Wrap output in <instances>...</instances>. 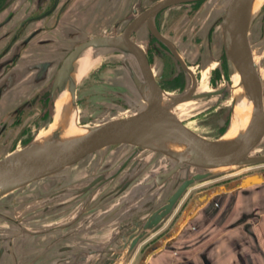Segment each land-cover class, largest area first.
I'll use <instances>...</instances> for the list:
<instances>
[{
	"label": "flooded vegetation",
	"instance_id": "af4514ba",
	"mask_svg": "<svg viewBox=\"0 0 264 264\" xmlns=\"http://www.w3.org/2000/svg\"><path fill=\"white\" fill-rule=\"evenodd\" d=\"M164 1L0 0V158L30 141L51 123L54 102L47 93L48 88L73 48L90 37L117 34L139 21L131 36L145 50L157 84L165 90L184 91L188 77L192 76L190 71L198 82L202 79L200 91L208 90L209 83L215 88L231 81L221 35L224 0H192L168 5ZM249 29L253 55L259 61V56L264 55V2ZM187 31L194 36H186ZM214 47L219 50H213ZM212 51L213 60L207 64L211 68L202 71L207 66L202 65L203 56ZM111 60L103 58L100 73L90 72L86 82L93 85L96 81L112 82L107 77L110 74L105 72L113 65ZM263 70L260 68L262 81ZM82 87V84L76 87L79 110L88 96L83 94ZM114 91H110L111 96H115ZM103 93L109 94L108 88ZM106 103L107 107L120 105L124 110L129 109L126 99L115 98ZM227 122L219 129L220 133ZM132 150L134 147L119 153L116 149L115 153L107 154L104 159L97 158L87 167L79 164L71 176L44 178L1 196L0 264H100L110 250L106 248L108 236L112 241L119 215L123 213L113 210L151 165L146 164L147 154L130 159ZM133 165L137 167L135 176L124 177ZM114 172L110 180L104 177L89 190L70 192L88 185L77 183L84 177ZM212 181L215 180L188 187L172 213L141 240L131 258L124 260L122 256L120 264H131L134 254L148 240L156 242L173 236L192 200L216 185L190 195L192 190ZM169 194L170 189L161 191L159 200H165ZM158 204L143 210L142 218ZM176 213L178 217L170 224Z\"/></svg>",
	"mask_w": 264,
	"mask_h": 264
},
{
	"label": "water",
	"instance_id": "95a60500",
	"mask_svg": "<svg viewBox=\"0 0 264 264\" xmlns=\"http://www.w3.org/2000/svg\"><path fill=\"white\" fill-rule=\"evenodd\" d=\"M187 1L192 0H165L163 4ZM255 2L257 0H224L223 3L222 43L231 77L236 73L240 76L236 86L227 82L210 91H200L198 80L190 71L192 76L188 77L184 91L170 93L162 88L157 84L145 50L131 36L139 21L120 33L93 36L73 48L47 91L54 102L51 123L56 113L55 101L63 93H67L68 97L61 110V114L64 111L65 114L54 127L50 123L44 134L36 133L30 141L0 158V197L44 178L64 174L71 176L76 165L83 164L86 158L100 155L101 151L114 146L134 147L130 159L141 153L147 154L146 164L151 163L150 167L113 210L123 213L119 215L117 232L115 230L114 234L113 231L112 241L108 236L106 248L110 247V250L100 262L120 264L122 256L124 260L131 258L141 240L172 213L188 187L240 167L264 163V151L259 150L264 142V81L259 61L253 55L249 29L264 0L257 7ZM87 52L93 53L97 60L104 55L121 57L123 69L118 79L133 94L120 92V95L128 101L131 111L125 116L85 124L81 133L68 137L64 131L65 122H73L79 110L75 101L76 87L82 81L76 75L78 61ZM238 88L241 89L239 92L236 91ZM227 92L231 93L232 99L228 107L231 118L240 100L247 98L252 102L248 124L235 135L227 136V130L217 138H209L187 125L175 110L186 101L218 98ZM135 168L134 165L129 168L124 177L135 176ZM115 174L84 177L77 183H88L87 186L65 191L84 192L104 177L108 181ZM262 182L264 173H253L234 183L213 187L192 200L187 214L191 217L205 201L214 198L226 187L244 188ZM165 189H170V194L161 201L159 193ZM156 204L158 206L142 218V211Z\"/></svg>",
	"mask_w": 264,
	"mask_h": 264
},
{
	"label": "crops",
	"instance_id": "0c3cea01",
	"mask_svg": "<svg viewBox=\"0 0 264 264\" xmlns=\"http://www.w3.org/2000/svg\"><path fill=\"white\" fill-rule=\"evenodd\" d=\"M188 212L173 236L148 240L131 264H264V182L226 187Z\"/></svg>",
	"mask_w": 264,
	"mask_h": 264
},
{
	"label": "rangeland",
	"instance_id": "374dc122",
	"mask_svg": "<svg viewBox=\"0 0 264 264\" xmlns=\"http://www.w3.org/2000/svg\"><path fill=\"white\" fill-rule=\"evenodd\" d=\"M189 31H187L188 33H186L187 34L186 36H188L189 34H190V36H194V33H191ZM254 44H255V46H257L256 42ZM213 50L218 51L219 49L217 47H214ZM209 53H210L209 55L206 54L203 56L202 65H207V64L209 65L211 63V61L213 60V56H212L213 51L209 52ZM88 57L89 58L91 57L89 59L91 61H89V62H91L93 64L79 78V80H82L80 82V84H82L84 86V87H82L83 88V94L88 93L87 100H83L84 102L82 103L80 110L77 113L78 114V121L79 120L82 121L79 123L81 125H85V124H83V122L91 123L93 121L102 120V119H106V118L112 119V118H115L116 116H125L128 113H130V111H131L130 108L128 110H124V108L122 106L120 107V105H117L116 108L115 107L111 108V107H107L108 104L106 103V101H113V99H115V98H117V99L120 98V99L124 100V98L120 95L121 94L120 92L129 94V95H131V93H132V91L128 87L126 88L125 86H123V84H122L123 82H121V80L118 79V75L120 72H122V69H123L122 68V62L120 61L121 57L120 56L115 57V55H113V56L112 55H107V56L104 55L99 60H97L98 57L94 56L93 54H90ZM105 57H107L108 59H112L111 61H109L110 63L113 64L112 66H110V68L112 70L109 72L108 71V70H110V68H109L107 71H105L106 73L110 74V75L107 74L108 75L107 77L108 78L110 77L112 82H110V81L106 82V80H105V82H102L99 84L98 83L99 81H96L95 82L96 84H94V85L92 83H90V81L86 82V79L88 78V76H89L88 74L90 72L95 71L97 73H100V66L102 65V63H103L102 60ZM255 58L257 60L256 55H255ZM115 61L118 62L117 65H115ZM259 63L261 65L260 68L264 69V55L263 54H261V56H259ZM208 65L205 66L201 70L204 71V69H206V68L210 69L211 66L208 67ZM263 72H264V70H263ZM102 73H101L102 76H106V73H104V75ZM201 80L198 82L199 83L198 88L201 86L200 85ZM104 83L108 84V87H105ZM84 84H86V86ZM203 87H205V85H203ZM104 88H106V89L108 88L109 94L103 93ZM212 88H214V87L209 83L208 90L210 91ZM112 90H115L113 92V94H115V96H111L110 91H112ZM230 94H231L230 92H227V93L223 94L222 96H219L218 98L212 97V98H208L207 100L199 99V100H193V101H186L184 103L179 104L175 110H177V113L179 114V116L182 119H184L185 123H187V125H189L191 128L195 129L196 131H198L202 135H205L209 138H211V137L217 138L222 133L227 131L229 128V123L231 120V112H230V109L228 107L232 101ZM200 100H202V101H200ZM225 120L228 121L226 126H225V130L220 133L219 129L221 128V126H224ZM46 127L41 128V130L39 131L40 135L44 134ZM260 146L261 147L259 148V150L264 151V142H262V144ZM130 148L131 147H128V146L111 147L107 150L101 151L102 153L100 155L94 154L93 156L86 158L83 161V164L81 163V165L83 167H87L86 166L87 164L93 163V161L96 160L97 158H101V159L103 158L104 159L107 154L115 153L114 150H116V149L118 150L116 152L124 153L127 150H130ZM78 165H76V166H78ZM253 173H264V163L252 165V166L251 165L250 166H244V167H240L239 169H235V170H232L230 172L223 173V174L217 176L216 178H213L215 181H212L206 185L197 186L196 188H194L192 190V193L190 195L206 188V186L217 185V184H220V183L226 182V181H230V182L234 183V182L240 180L242 177L249 175V174H253ZM179 212H181V210ZM178 213H176L174 219L171 221L170 224H172L176 220V218L179 215Z\"/></svg>",
	"mask_w": 264,
	"mask_h": 264
},
{
	"label": "bare ground",
	"instance_id": "6f19581e",
	"mask_svg": "<svg viewBox=\"0 0 264 264\" xmlns=\"http://www.w3.org/2000/svg\"><path fill=\"white\" fill-rule=\"evenodd\" d=\"M263 0H257L256 3V7L259 6L261 4ZM90 54H93L91 52H87L78 62V79L82 76L83 73L86 72V70L93 64L89 61L90 58L88 57ZM94 55V54H93ZM240 79V76L238 73H236L235 75H233L231 77V81L233 82V85L236 86L238 84V80ZM241 89L238 88L236 91L239 92ZM67 93H63L56 102V112L58 110L57 113L54 114V120L51 123V127H54L55 124L60 120L61 116L65 114H61V110L64 106V104H66L65 101H67ZM193 101V100H190ZM202 101V100H200ZM252 102H250L247 98H243L242 100H240L237 104V106L235 107V112L231 118V125L229 126V129L226 133L227 136H231V135H235V133L239 132L242 128H244L247 124L248 121L250 120L251 117V111H252ZM79 112V110L77 111V113ZM75 113L77 115V117L75 118V120H73V122L68 123L67 121L65 122V135H67L68 137L71 135H75L78 133H81L84 129L83 127L85 125H81L78 121V114ZM68 114V112H67ZM67 117V116H65ZM249 119V120H248ZM66 120V119H65Z\"/></svg>",
	"mask_w": 264,
	"mask_h": 264
}]
</instances>
